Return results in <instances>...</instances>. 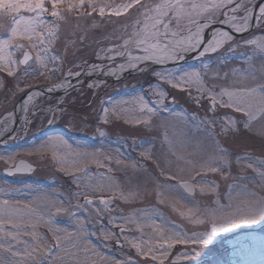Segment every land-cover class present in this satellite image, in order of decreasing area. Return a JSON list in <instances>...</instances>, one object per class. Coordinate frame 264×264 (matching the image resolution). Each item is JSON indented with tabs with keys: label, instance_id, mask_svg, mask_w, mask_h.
Listing matches in <instances>:
<instances>
[{
	"label": "snow or ice",
	"instance_id": "snow-or-ice-1",
	"mask_svg": "<svg viewBox=\"0 0 264 264\" xmlns=\"http://www.w3.org/2000/svg\"><path fill=\"white\" fill-rule=\"evenodd\" d=\"M72 20L76 22L74 30L70 37H64L63 28ZM80 21L88 29L111 26L112 32L101 38L110 42L96 50L99 63L69 61L71 67L65 72L69 48L75 57L89 40L88 30L81 29ZM61 46L63 54L58 51ZM240 47L251 49L243 54L248 66L232 69L231 76L236 79L229 85H209L206 78L227 81L230 73L212 70L205 58ZM256 57L264 58V0H124L118 4L113 0H0V90L26 93L22 105L26 124L30 122L29 104L43 95L26 91L35 88L29 82L34 78L56 79L58 82L43 86L44 92H63L54 104L38 109L48 114L45 119L52 124L68 114L69 90L86 87L95 96L94 90L106 83L101 77L120 78L125 72L136 71L154 77L155 83L149 84L147 93L133 97L130 112L118 110L115 104L110 108L100 99L94 117L99 135H106L100 125L110 124L113 118L147 129L163 127L168 117L158 123L156 118L172 112L169 100L176 103V96L167 90L170 88L205 110L203 118L196 113H180L178 118L190 120L205 134L211 148L209 153H202L203 142H198L197 151L190 157L177 154L165 130L163 143L175 157V161L167 160L170 166L175 162L173 172L161 166L151 145L141 148L139 159H127L119 149L113 153L102 147L73 148L62 136L48 137L35 152L41 158L51 153L58 170L72 177L76 190L64 198L45 194L39 197L40 205L19 198L22 194L17 189L12 190L16 196L8 193V198L0 200V264H104L107 258L89 240L90 235L97 234L89 233V224L101 226L103 240L135 251V257L129 254L107 264H205L202 257L222 233L264 223V159L236 155L224 146L244 133L264 142V124L254 126L264 120V63L257 69L253 63ZM189 59L201 66L185 68ZM11 119L10 113L5 120ZM84 119L86 123L87 117ZM0 161L8 166V175L33 171L31 164L17 163L12 154H0ZM147 161L159 169L163 181L148 172ZM234 163L240 175H233ZM91 165L96 172L91 171ZM247 170L254 175H244ZM185 171L190 173L187 178ZM210 175L226 184V203H221L220 183L208 179ZM197 195L211 198L197 199ZM151 196L196 227L179 229L152 208L118 215L124 209L117 201L130 205ZM105 216L118 231L102 226ZM60 217H67L69 223H60ZM132 232L139 235H130ZM177 245L184 246V251L173 257Z\"/></svg>",
	"mask_w": 264,
	"mask_h": 264
},
{
	"label": "rangeland",
	"instance_id": "rangeland-1",
	"mask_svg": "<svg viewBox=\"0 0 264 264\" xmlns=\"http://www.w3.org/2000/svg\"><path fill=\"white\" fill-rule=\"evenodd\" d=\"M113 2L118 4L124 2V0H113ZM75 23L76 22L72 20L69 24L64 26V37L71 36ZM80 26L81 29L88 30L89 40L81 51L76 52L75 57L72 55L74 50L69 48L67 61L64 64L65 72L71 67L69 61L79 63L82 60H87L91 62L96 57V50L100 47H106L110 42L108 40H102L101 38L103 35L112 32L111 26L102 25L98 29H88V25L84 21H80ZM256 34L260 35L261 33L257 32ZM239 38L240 37H237V39ZM97 40H100L101 43H96L95 41ZM58 51L63 54L62 46ZM250 52V48L240 47L237 48L235 52L213 55L210 59L206 57L205 60L213 66L212 70L218 69L221 74H223V72L230 73L227 81L222 79L214 81L206 78V82L209 85L213 83L218 85L231 84L232 80L236 79V77L231 76V70L234 68H246L248 65L245 63L243 54H248ZM253 63L254 66L259 69L260 65L264 63V58L256 57ZM183 66L185 68L200 67L201 64L199 61L194 60ZM209 76H211V71L209 72ZM29 82L37 87L49 83H56L58 81L56 79L46 81L43 78H34ZM150 83H155L154 77L134 72L132 75L123 77L117 82L102 84L99 88L94 90L96 93L95 96L93 95V90L79 89L74 91L66 97L68 101L66 105L68 114L55 120L52 124L47 123L45 117L48 114L46 112L37 110L33 113L32 110L42 105L48 106L49 104L55 103L57 97H35L29 104L27 116L30 114L31 120L25 132L22 134V137L20 138L19 134L22 130L26 115L23 110H21L19 115L20 126L15 135V139L8 141L4 145H0V154H12L15 157V161L19 159L25 160L31 164L34 169L29 174L5 176L2 170L8 166L3 161H0V190H3L0 191V200L8 198V193H11L12 196H16V193L12 190L17 189L22 194L19 198L29 201L34 200L37 205H40L41 201L39 197H43L45 194L49 197L59 196L64 198L68 197L70 192L76 190L75 185L72 183V177L58 170L59 165L52 161L51 153H46L44 157L41 158L40 154L36 153L34 150L41 142L45 141L50 136H62L73 148L77 146H87L91 150L102 147L113 153L116 149H119L127 159H139V151L141 148H147L151 145L152 152L159 159L161 166L166 169L170 168L173 172L176 171L175 162L170 166L167 160L171 158L175 161V157L171 156L168 145L163 143V134L165 130H167L169 140L173 143V150L177 154L190 157L197 151L195 146L198 142H203L200 151L202 153H209L211 151L209 147L210 141L206 139L205 134L199 131L190 120H181L178 118V114L180 113H186L188 116L196 113L198 118H203L205 110L197 108L185 94L178 93L177 90L170 88L167 90L170 96H176V103L173 104L169 100L167 103L172 112H164L160 117L156 118L158 123L163 117H168L163 127L147 129L142 125L125 124L123 119L113 118L110 124L100 125L104 129L106 135L104 137L99 135V132H97L98 122L94 117L96 111L100 108V99L105 100L110 108L115 104L118 110L125 109L130 112L134 105L133 97L140 93H147ZM21 87H23V85H21ZM28 90L30 89L26 91ZM217 90L219 89L217 88ZM24 93L25 92H19L13 94L12 92L0 90V120L4 118L7 113L11 112L18 98ZM149 98L152 99V97ZM221 111L225 110L222 109ZM172 113L177 115L174 116ZM73 117L76 118L74 119ZM85 117H87L86 123ZM261 124H264V120L256 121L254 126L260 127ZM8 128L9 125L6 129L4 126H1L0 136L3 135ZM217 139H219V137H217ZM221 143H223V141H221ZM224 146L228 147L230 150H234L236 155L264 159V142H262L259 137H254L249 133L241 134L235 140L230 141L229 144ZM146 163L148 165V172L163 181L164 177L159 176V169L155 167L152 161H147ZM90 168L92 172L97 171L95 165H91ZM100 171H103V169ZM232 171L234 176L240 175L239 169L235 163L232 166ZM189 174L188 171L184 173L186 178ZM243 174L249 177L254 175L251 170H247ZM116 175L121 174L117 172ZM197 179H199V177H197ZM208 179L218 180L220 183L219 192L221 203H226L225 193L228 190L226 184L223 181H219L218 176L210 175ZM243 182L248 183V181ZM172 183H175V181H172ZM35 189H39L40 191L34 193L33 190ZM210 198V196L200 197L197 195V199L207 200ZM117 205L124 209V211L118 213V215H129L133 209L152 208L158 211L165 221L170 224L171 222H175V225L179 229L187 231L190 228L196 227L182 221L176 213L172 212L168 205L157 204L154 196L130 205H124L117 201ZM59 219L62 224L69 223L67 217H60ZM102 226L105 229L118 231L108 223L107 216L104 217ZM100 227V225L93 226L89 224L88 231L89 233H97L96 235H90L89 240L95 245L101 256L107 258L104 264H107V261L111 259L121 260L129 254L135 257L134 250H130L128 247H118L115 241L109 242L103 240L99 233ZM39 230L43 233L47 232L46 228H40ZM129 234L139 235L136 232ZM49 239H51L50 236ZM209 247L211 250L207 251L202 257L205 264H208V262H213V264H264V223L245 225L231 232L222 233L214 241V244ZM182 251H184V246L177 245L173 249V257ZM136 259L140 258L136 257Z\"/></svg>",
	"mask_w": 264,
	"mask_h": 264
},
{
	"label": "water",
	"instance_id": "water-1",
	"mask_svg": "<svg viewBox=\"0 0 264 264\" xmlns=\"http://www.w3.org/2000/svg\"><path fill=\"white\" fill-rule=\"evenodd\" d=\"M189 60H191V59H189ZM103 78L105 79V77H103ZM108 78L111 79L112 81H116V80H118V78H113V77H111V76H109ZM38 90H40V88H39ZM30 91H33V90H30ZM40 91H42L43 93H47V92H44V90H43L42 88H41ZM57 94H58V95H62L63 92H61V93H57ZM25 99H26V93L23 94V95L19 98L18 103H17L16 107H15L14 110H13L14 113H15V118H14V121H13L12 127H11L10 131L6 134V136L0 139V144H1L5 139L9 138V137L13 134V132L15 131L16 126H17V122H16V120H17V111H16V109H17V107L20 108L21 104L23 103V101H24ZM20 161H24V160H18V161H16V162L19 163ZM24 162H26V161H24ZM26 163H28V162H26ZM28 164H29V163H28ZM32 168H33V167H32ZM2 173H3L4 175H6V176H11V175H8V174L6 173V169H3V170H2ZM16 174H29V173H16Z\"/></svg>",
	"mask_w": 264,
	"mask_h": 264
},
{
	"label": "bare ground",
	"instance_id": "bare-ground-1",
	"mask_svg": "<svg viewBox=\"0 0 264 264\" xmlns=\"http://www.w3.org/2000/svg\"><path fill=\"white\" fill-rule=\"evenodd\" d=\"M95 62H96V63H99L100 61H97V60H96ZM10 113H11V112L7 113V114L4 116V118H2V119L0 120V122H1V126H4V124H5V122H6L5 118L8 117V115H9ZM11 114H12V113H11ZM12 120H13V115H12V119H11L10 121H7V122H6L7 126L11 124Z\"/></svg>",
	"mask_w": 264,
	"mask_h": 264
}]
</instances>
